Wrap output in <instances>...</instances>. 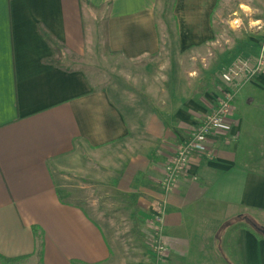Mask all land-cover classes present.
Returning <instances> with one entry per match:
<instances>
[{"label":"crops","instance_id":"crops-1","mask_svg":"<svg viewBox=\"0 0 264 264\" xmlns=\"http://www.w3.org/2000/svg\"><path fill=\"white\" fill-rule=\"evenodd\" d=\"M167 3L0 0V254L28 255L23 264H130L117 232L121 220L102 222L105 208L122 199L117 204L125 210L128 201L137 207L133 229H148L162 206L167 264H264V235L252 224L264 227V171L251 167L244 151L245 119L259 111L234 112L212 136V156L193 159L172 190L162 185L176 143L234 84H222L217 72L192 81L163 79L160 85L177 88L165 90L159 107L144 110L148 116L136 112L145 122L131 124L106 89L66 66L71 60L63 63L69 70L45 62L52 49L39 26L77 55L102 45L108 55L135 64L168 52H214L222 39L230 50L220 56L223 64L237 57L254 62L260 33L249 23L232 25L231 17L243 6L259 13L251 23L261 20L260 0H171L172 48L165 19L158 23ZM262 83L264 72L236 91L233 108ZM33 226L42 233L40 250ZM143 252L132 264H149L151 248Z\"/></svg>","mask_w":264,"mask_h":264},{"label":"rangeland","instance_id":"rangeland-1","mask_svg":"<svg viewBox=\"0 0 264 264\" xmlns=\"http://www.w3.org/2000/svg\"><path fill=\"white\" fill-rule=\"evenodd\" d=\"M167 1L166 14L163 17L160 16L161 19L158 23L159 26L162 27L163 18L165 19V30L167 31L166 47L172 48L177 45V42L175 40L173 20L171 18V0ZM235 5L237 6L236 2L234 3V6ZM259 5H262L263 7L264 0H260ZM242 7L240 10L238 9L233 13V16L231 17L232 25L241 26L242 23L251 24L252 26L247 25V27L251 26L257 31V33H260V42L263 43L264 18L251 23L250 18L259 15V13L251 12L253 10L250 11L247 8ZM214 47L216 48L214 52L210 48H204V50H199L194 54H178L166 50L168 53L160 55L159 58L147 59L146 62L134 64L122 61L118 57L108 55L101 45L96 46L94 52L91 54H86L85 56L79 55L82 58L81 61H70L66 63V66L79 68L89 75L94 83L106 89L109 96L113 98V101L124 107V110H126V113L128 114L127 120L129 118L131 124H136L147 120L146 117H136L138 116L136 112L141 113L142 110L143 115L146 114L145 116H148L151 112L147 111L146 113L144 110H152V108L159 107L162 103L160 101H164L166 98L165 90H167V88L170 90L177 88L165 84L160 85L159 83L161 82L158 81L170 77L183 78L184 76L192 81L212 72H217L218 80L221 81L219 70L228 64H223L220 56L229 49L222 45V39H220L219 44ZM223 56L225 55L223 54ZM234 60L235 59H232L231 61ZM216 68H218L217 71ZM194 83L195 82H191L189 84V89L193 88ZM221 83L223 84V82ZM262 84L260 90L253 89L249 92L246 91L245 94L240 96L241 98L236 105L237 108H233L232 115L234 112L238 111L240 116L247 117L249 111L251 116L253 115L252 111H259L257 118H244L247 122L245 128H247L248 133V136L246 135L244 139V151L247 161H249V164H252L251 167L254 169H262L264 171V118H262L264 117V83ZM180 88L185 90L186 86L184 85ZM130 111H133L135 114L133 115ZM260 111H262L263 116H260ZM255 123L260 124L259 128L255 126ZM113 203L116 204L113 205L114 207L110 208V206H108L105 208L106 216H104V218L102 216V222L105 221L109 223L112 218L116 219V217L121 220L120 230L117 232H120V235L122 236L121 241L125 245L124 249H127L126 251L128 254L126 258L129 260L130 264L134 263L133 261L136 263L135 259L137 253L138 255H141L142 251H144L143 253L146 255V249L151 248L146 235L147 229L141 230L138 227H135L134 229L132 228L131 213L137 209L132 202L128 201L127 203H130L133 208L127 205L128 209L126 210L123 206L117 204L121 203L124 205L122 199H118L117 202L113 201ZM111 211L114 212L110 213ZM250 222L249 219H246L245 221V223L248 224H250ZM254 224L259 225L256 222H254ZM111 225H115V223H112Z\"/></svg>","mask_w":264,"mask_h":264},{"label":"built area","instance_id":"built-area-1","mask_svg":"<svg viewBox=\"0 0 264 264\" xmlns=\"http://www.w3.org/2000/svg\"><path fill=\"white\" fill-rule=\"evenodd\" d=\"M263 72L264 42L260 43L254 62L246 57H237L219 70L221 81L229 86L234 84L233 90H224L211 110L195 123L192 131L176 143L172 155L164 165L165 175L162 185L166 190H172L177 177L188 172L193 159L212 156L210 140L213 135L220 133L224 122L231 118L236 91ZM162 211V206L158 205L146 230L151 247L149 264H167L168 246L162 236Z\"/></svg>","mask_w":264,"mask_h":264},{"label":"trees","instance_id":"trees-1","mask_svg":"<svg viewBox=\"0 0 264 264\" xmlns=\"http://www.w3.org/2000/svg\"><path fill=\"white\" fill-rule=\"evenodd\" d=\"M38 28L44 40L49 44V46L52 49V56L48 60H45V62L52 64L60 69L69 70L63 65L64 60H71V61H81L82 60L81 56L74 53L65 44H63L61 41L55 38L52 34H50L47 31V29H45L42 26H39ZM211 78H212V75L210 74L207 75L202 81V84L199 85L200 88H202V85H204V81L207 82ZM252 224L254 223L252 222ZM254 226L258 228L260 232H262L261 230L262 227L256 224H254ZM32 231H33L35 240L37 242V248L38 250H40L42 249V233L40 229L36 226L32 227ZM27 258H28V255H24L20 257H6L0 254V263L1 264H23ZM73 263L82 264V263H79L78 261H73Z\"/></svg>","mask_w":264,"mask_h":264},{"label":"water","instance_id":"water-1","mask_svg":"<svg viewBox=\"0 0 264 264\" xmlns=\"http://www.w3.org/2000/svg\"><path fill=\"white\" fill-rule=\"evenodd\" d=\"M262 229V233L264 234V227L263 228H261Z\"/></svg>","mask_w":264,"mask_h":264}]
</instances>
